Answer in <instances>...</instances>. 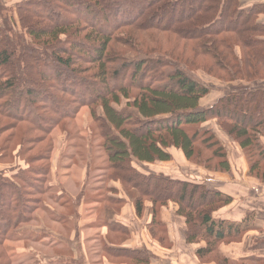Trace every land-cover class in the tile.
Instances as JSON below:
<instances>
[{
	"label": "trees",
	"instance_id": "trees-1",
	"mask_svg": "<svg viewBox=\"0 0 264 264\" xmlns=\"http://www.w3.org/2000/svg\"><path fill=\"white\" fill-rule=\"evenodd\" d=\"M16 1L18 23L0 27V162L28 166L0 171V264L8 233L27 221L51 171V147L32 145L67 132L84 108L94 125L85 138L89 169L93 132L102 151L93 166L104 164L108 182L136 193L137 215L150 201L151 231L164 229V209L174 203L186 241L205 242L196 251L201 262L238 264L220 248L260 229L257 212L220 215L232 195L144 167L171 162L175 149L205 169L229 172V151L214 124L248 154L249 174L264 179V2L247 9L241 0ZM196 71L224 81L226 92L203 105L211 89L192 76ZM158 233L152 231L158 242L168 239L167 228L165 240ZM253 244L264 249V240ZM104 248L137 264L152 256L147 248Z\"/></svg>",
	"mask_w": 264,
	"mask_h": 264
},
{
	"label": "rangeland",
	"instance_id": "rangeland-1",
	"mask_svg": "<svg viewBox=\"0 0 264 264\" xmlns=\"http://www.w3.org/2000/svg\"><path fill=\"white\" fill-rule=\"evenodd\" d=\"M16 2V0H0V6L4 8L0 9V27L5 25L4 20L9 21L10 19L12 22L14 20L18 23V14L15 10ZM253 2L254 0H241L242 8L248 9L254 4ZM192 76L211 89L210 96L207 97V100L205 98L202 101L204 105L227 90L228 84L210 77L204 72L196 71L192 73ZM115 107L117 109L124 108L122 105H115ZM99 112L103 113L101 108H99ZM92 122L93 119L89 111L84 108L76 120L69 122L67 127L69 134H67L68 131L58 133V135L53 133V138L41 137L37 143L32 145L34 150L51 147L52 157L49 165L51 171L44 189L42 191L35 190L34 196L38 203L30 206L27 221L18 228L12 229L6 237L5 251L2 249V256L5 258L6 264H85L86 260L92 261L91 264H137L133 263L129 255L114 256L106 252L104 248L106 244L121 245L127 237L126 234L130 233L128 226L124 223L121 226L128 230L127 233L122 234L121 231L115 233L110 229L106 236L100 232L101 228H98L94 234L85 238L84 246L81 243L77 245L70 241L72 232L78 233V240H80V233L82 231L84 233L87 223H94L97 226L107 224L110 217L116 213L121 214V212H126L124 217L128 224H131L134 235L140 237L139 241L143 242L147 239V234L143 231L146 229L148 220L135 224V218L134 220L131 218L133 214L128 213L131 210L134 211L130 204H134L133 199L136 193L121 182L115 180L108 182L104 164L97 168L93 166L99 164L102 155V151L96 149L95 145L99 144L100 137L93 132L91 135H94L92 145L94 144L93 155L95 158L92 168L89 169L90 150L89 143L85 138L88 137L89 130L94 127ZM212 128L219 137H222L216 125L213 124ZM222 141L230 153L231 169L229 172L216 169L212 165L209 169H205L199 163L185 160L176 150H172L173 160L171 162L148 165L144 169L149 172L160 170L168 175L189 180L196 181L198 179L211 189H218L224 194L232 195L236 202L231 204V206L234 205L230 212L235 215L252 210L257 212L256 208H264V203L259 202L261 198L264 201V179L249 174V156L245 151L239 149L229 139L226 142L223 137ZM255 159L256 157L253 156V160ZM27 166L24 160L20 159L11 164L0 162V171L8 168V171L15 172ZM6 175L9 177L11 173ZM112 188L116 189V192ZM145 204V211L150 213V201H145ZM173 206L170 204L165 208L164 214L167 211H175ZM222 214H227L226 208L220 210V215ZM93 217L95 218L90 221ZM150 224L151 222L149 227ZM162 226L159 228L155 226L152 231H159V236L165 240L167 225H164V229L161 230ZM76 229L77 231H75ZM137 229L139 231L136 232ZM259 235L253 233L243 244L235 245V250L233 249L235 255L233 252L232 257L228 255L226 248L229 244H223L225 246L220 248L219 252L236 260L238 264H264L251 259V257H264V249L252 248L255 246L254 241L259 239L257 238ZM260 237L261 240H264V234ZM100 238L101 242L98 240ZM134 245L143 247L144 243L135 242ZM161 245L164 246L165 243L163 242ZM229 248L231 247L229 246ZM150 251L152 256H155V253ZM153 259L156 260L157 257Z\"/></svg>",
	"mask_w": 264,
	"mask_h": 264
},
{
	"label": "crops",
	"instance_id": "crops-1",
	"mask_svg": "<svg viewBox=\"0 0 264 264\" xmlns=\"http://www.w3.org/2000/svg\"><path fill=\"white\" fill-rule=\"evenodd\" d=\"M263 2H264V0H254L253 3L256 4V3H263ZM204 100H205V98H204ZM206 100H207V98H206ZM202 104H203V102H202ZM219 133L222 134V137H220V138L223 140V137H224V139L227 142V139H229V138L223 132L219 131ZM261 140L264 143V136L261 137ZM230 142L233 143L231 140H230ZM173 150H175V149H173ZM113 182H115V181H113ZM112 189L116 192V189H114V188H112ZM233 202H234V200H233ZM235 202H234V204H235ZM259 202L264 203L262 198L259 200ZM231 204H229L226 207V210H227L226 215L229 218L232 217L231 219H233V218L237 219L239 216L242 215V213L235 215L232 212H230V211H232L231 208L234 205L233 204L231 206ZM130 205L133 207L134 211L131 210L128 213L131 215L133 214V216L131 218L133 220L135 218V220H134L135 224H139V223L144 222L145 220H148V224H147V226H145L146 229L143 231L147 234L146 235L147 239H145L143 242L139 241L140 237L138 238L136 235H134L133 229L131 228V224H128V222L126 221V219L124 217L126 212H121V214L120 213L114 214L112 217H110L108 219L109 221L107 224H100L97 226L94 223H87V225H85L84 233H83V231H82V233H80V235H81L80 240H78V238H79L78 233L76 234L75 232H72V236L70 238V241L74 242L77 245L81 243L84 246L85 238H87V236H91L92 234H94L98 230V228H101L100 232H102L103 234H105L107 236V234H109V232H110V229H112V232L118 233L122 228L121 224L124 223L128 226V230L130 233L126 234L127 237L122 241V243L119 247L128 248V249L147 248L149 250H152L155 253V256H151L150 262L148 264H215V263H203L197 258L196 251L198 248L205 246V242L188 243L186 241V237H185V233H184V231L186 229L185 219L183 217L177 215L176 210H177L178 206L176 204L171 203V205H174L173 208L175 211H173V210H171V212L167 211V213L163 214V217H162V221L164 223H166V225H167V233H168V239L165 240L164 246H162L161 245L162 243L158 242L154 238L152 231L150 230L149 223L152 221V214H150L149 211H146L142 216H139L136 213L134 204L132 203ZM255 210H258L257 211V217H258L257 223H258L260 229L247 233L245 235L243 241L240 242L241 244H243L246 241V239L248 238V236L250 237V235L253 233L260 234V235L264 234V208L263 207L256 208ZM148 214H150V215H148ZM147 215L150 216L149 219H148ZM94 218L95 217L91 218L90 221L93 220ZM141 218H143V219H141ZM116 223H119V224H116ZM124 230H126V232L128 231L126 228H124ZM260 230H263V231H260ZM75 231H77V229ZM137 231H139V230L137 229L136 232ZM260 235L257 238L260 239L261 238ZM106 238L108 239V237H106ZM98 240L100 242L102 241L101 238ZM135 242L140 243V244L144 243V245H143V247H138V246L134 245ZM237 244H239V243L229 244L226 246L227 252L229 253L228 255H230L231 257H232L233 252L235 255L234 246ZM147 245H148V247H146ZM223 246H225V245H222V247ZM229 246L231 248H229ZM156 257H157V259L154 260L153 258H156ZM91 262L92 261H90V260H86L85 264H91Z\"/></svg>",
	"mask_w": 264,
	"mask_h": 264
}]
</instances>
